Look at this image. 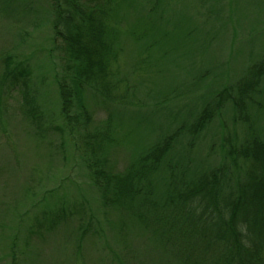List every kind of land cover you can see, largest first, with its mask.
<instances>
[{
	"label": "rangeland",
	"instance_id": "rangeland-1",
	"mask_svg": "<svg viewBox=\"0 0 264 264\" xmlns=\"http://www.w3.org/2000/svg\"><path fill=\"white\" fill-rule=\"evenodd\" d=\"M117 5L114 92L125 99L104 102L88 90L86 100L92 129L110 115L114 120L119 143L106 147V156L123 170L260 64L264 0ZM52 22L50 0H0V264H175L126 214L103 207L67 125L59 128L61 59ZM22 69L25 83L18 80ZM260 87L248 111L253 132L264 139V77ZM234 115L228 102L186 157L217 163L223 139L239 141L250 131ZM44 212L49 222L60 219L36 232Z\"/></svg>",
	"mask_w": 264,
	"mask_h": 264
},
{
	"label": "trees",
	"instance_id": "trees-1",
	"mask_svg": "<svg viewBox=\"0 0 264 264\" xmlns=\"http://www.w3.org/2000/svg\"><path fill=\"white\" fill-rule=\"evenodd\" d=\"M117 6V0H50L61 59L56 81L64 125L59 128L67 125L103 207L126 214L175 264H264V139L253 132L248 111L258 104L264 59L234 91L225 87L216 94L194 122L165 134L116 170L105 150L119 143L115 122L110 115L104 126L91 128L86 92L104 102L125 99L114 92L121 51ZM18 80H27L24 69ZM228 102L235 120L250 131L239 141L223 139L217 163L186 157ZM44 213L36 220V232L60 219L49 222Z\"/></svg>",
	"mask_w": 264,
	"mask_h": 264
}]
</instances>
